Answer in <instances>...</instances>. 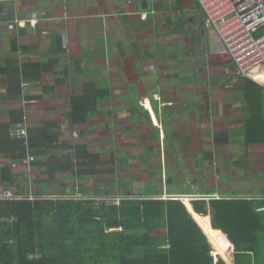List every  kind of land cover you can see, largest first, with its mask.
Wrapping results in <instances>:
<instances>
[{
    "label": "trees",
    "instance_id": "trees-1",
    "mask_svg": "<svg viewBox=\"0 0 264 264\" xmlns=\"http://www.w3.org/2000/svg\"><path fill=\"white\" fill-rule=\"evenodd\" d=\"M147 9L146 12H152L151 7ZM11 45L17 52L18 42L14 40ZM64 53L53 39V59L49 62H24L17 68L0 70V75L6 78L8 99L23 97L24 83L42 82L46 75L54 73L55 58ZM258 80L264 81V75ZM240 88L244 142L264 145V88L249 79H243ZM54 91L53 87L44 88L45 93ZM111 94L110 87L102 82L85 83L82 93L70 97V129L89 125L101 114V105ZM152 99L157 112V100ZM157 115L159 119L160 114ZM159 121L168 137L165 120ZM23 129L27 133L20 136ZM60 131L56 120L46 121L43 126H27L22 108L10 111L8 121L0 123V156L21 165L33 157L30 169L41 168L50 184H54L58 174L68 173L74 179L73 192L80 188L83 197L89 198H66L69 189L66 185L56 198L45 190L36 196L47 199H18L21 192L16 175L10 168H3V187L15 189L16 197L0 199V264H227L220 256L216 261L213 255L208 239L210 223L203 224L209 214L212 227L223 231L234 246L233 264H264V212H261L264 200L238 196L195 200L192 202L197 213H193L195 220L184 200L178 197V189L187 196L197 193L176 184L171 174H167L166 189L162 187L156 192L154 186H148L143 192L129 190L119 203H108L103 199L108 194L105 189L100 187L91 193L93 187L81 185L95 181L105 172L117 174L128 166L130 156L111 152L110 163L114 168L104 170L101 153L91 152L87 143L62 142ZM228 141L223 134L215 137L217 145ZM150 153L154 150L150 149Z\"/></svg>",
    "mask_w": 264,
    "mask_h": 264
},
{
    "label": "rangeland",
    "instance_id": "rangeland-1",
    "mask_svg": "<svg viewBox=\"0 0 264 264\" xmlns=\"http://www.w3.org/2000/svg\"><path fill=\"white\" fill-rule=\"evenodd\" d=\"M60 4L66 8L67 3L61 2ZM97 8L98 11L92 10L93 15L103 17L100 6H97ZM111 10L113 9L111 8ZM131 16H136L132 18L134 20H141L140 15ZM112 21L119 37H122V31L120 33L117 20L114 21L112 18ZM105 23L106 25L99 30L101 32L96 33V29L84 21L80 26L79 35L69 32V36H74L75 40L68 38V48H72L73 45L76 46L78 43L80 44L79 47L87 46L88 40L93 39L94 36H97V38L99 36L103 37L107 41L113 40L115 38L113 30L108 20ZM263 34L264 27L254 36L259 37ZM0 40L2 41V39ZM79 47L74 49V51H68L69 57L75 56V53L77 54V51L81 49ZM219 52L221 55L217 59V66H213V61H210L209 65L205 61H201V66L199 67L201 75L198 76L199 84L197 83V85L185 91H178L180 93L176 95L177 97L172 96L171 101L170 96L166 97L164 92L162 93L163 97L160 96L161 100L164 101L165 99L164 102H198L202 107L199 115L205 122L201 123V127L199 124L193 123V117H188L189 114L187 113L188 119L183 116L185 117V122H179L169 128L168 137L166 133L165 135L162 134L159 122L151 106L152 100L151 102H145L147 99L144 100L142 98L144 96L146 98L151 97L154 92L146 91L145 89L143 91L131 90L127 81L124 80L123 74L117 71L118 66H114L115 61L113 62V60L107 58L100 59L97 62L93 75H88L86 73L87 69L82 73L75 71V74L70 76L75 78L73 82L70 80V88L63 85V87L56 89L53 93L41 92L43 96L36 102L27 105L23 104V106L20 103H16V105L14 104L15 106H11L18 109L29 107L27 110L28 115L25 114V117H27L25 122L29 127L43 126L46 121L57 120L59 125L61 124V141H69L72 144L87 143L91 152H100L103 155L105 165L102 168L104 170L111 171L114 168L113 164L110 163L111 152L114 151L118 155H129L130 159L127 164L129 166L121 169L117 173L118 175L105 172L94 178L96 179L95 181L91 183L83 182L81 185V187H93L91 193L92 191L95 193V189L101 187L108 192L106 196L115 202L126 197L129 194V190H133L136 193L143 192L148 179L155 181L158 189L162 187L166 189L164 179L161 183L158 176L159 173L161 174L159 169L163 166V162L165 165L164 172L171 174L174 182L183 188L193 189L195 192L205 189L227 191L230 188V190L240 194L247 196L258 195L261 197V189L264 190V145H246L244 142L242 133L243 108L240 106L241 104L228 103L236 102L235 100L238 98H241L242 102L240 88L242 78L237 75L229 56L222 54L220 50ZM29 54L30 59L36 58L34 53ZM17 58L20 57L17 55ZM22 59H26V56L24 55ZM124 62L123 66L125 67L131 63V60L127 58ZM222 63H227L228 65V77L226 76V78L219 72L220 66L225 67V65L222 66ZM231 79H233V82ZM89 81L107 82L112 92L111 97L101 105L103 111L100 116L94 118L89 125L77 127L76 130L72 131L69 125L67 128L65 127V121L68 120L67 117L70 111V97L82 93L84 84ZM144 86L143 84L142 87ZM168 91L173 92L171 90ZM152 98L155 99V97ZM136 101L141 102L151 115V118L153 117L152 114H154L156 123H153L154 119H152V122L147 117H136L134 113L120 114V112H125L129 108H132V110L136 109ZM5 115H7L5 111L0 113L1 120H7ZM195 125L200 126L199 128L201 129H196ZM229 132L231 133V145L222 144L217 146L213 140L214 135L227 134ZM165 137L166 139H164ZM167 139L173 147L172 156H169L170 154L166 149ZM150 149L154 150L153 154H148ZM156 152L162 153L161 159L156 155ZM5 167L10 168L13 174L16 175L14 176L20 186L21 196H27L30 193L37 194L45 192V190H50L53 195L61 196L63 186L68 185L69 189L68 186L67 189L71 193H73L75 188L74 179L68 173L58 174L54 184H50L48 176L41 172V168H24L23 165L0 156V195H15L16 193L15 189L9 190L3 187L1 172ZM178 169H180V174L177 173ZM131 177L136 180L132 182ZM194 183H198V186H200L195 185V187ZM231 183L233 187L230 186ZM230 258L232 261V253Z\"/></svg>",
    "mask_w": 264,
    "mask_h": 264
},
{
    "label": "crops",
    "instance_id": "crops-1",
    "mask_svg": "<svg viewBox=\"0 0 264 264\" xmlns=\"http://www.w3.org/2000/svg\"><path fill=\"white\" fill-rule=\"evenodd\" d=\"M61 2L67 3L66 8L60 4ZM97 6H100L103 17L93 15L92 10L95 9V11H98ZM147 6L151 7L152 10L155 11L154 15L150 13L148 17L149 19L147 20L132 19L136 16L132 17L131 15H141V13L148 10ZM111 8L113 10H111ZM34 13H38L42 20L38 23L34 30L31 29L33 32L32 36L22 39L23 45L21 46L18 42L20 34L17 39L15 37L16 32L14 33L10 30L9 24L15 19H29ZM102 18L105 21L108 20L115 38L107 41V39L104 40L103 37L99 36V38H97V36H94V38L91 39L92 41L88 40L89 43L87 46H80L81 49L77 51V54L75 53V56L69 57L68 51H74V49L80 45L78 43V45L76 44V46L73 45L72 48H68V38L75 40V37H70L69 34L76 33V35H79L81 30L80 26L84 21L85 23L90 24L89 26L96 29V33H99L101 32L99 31L100 28L104 27L107 23H105ZM112 18L114 21L117 20L120 33L122 31V37H119ZM91 30L94 32L92 28ZM94 35L96 34L94 33ZM0 39H2L0 47V70L17 68L24 62H49L50 59H53V53L51 54L53 39H56L65 50L64 55L56 56L55 58L57 60V64L54 62L56 65L54 73L46 75L42 82H28V86L24 89L25 94L17 100L10 101L8 99L6 95V85L4 83L6 78L0 75V113L5 111L7 114L5 115L7 120H1L0 118V123L8 121V114L10 110L18 109L17 107H12L15 106L16 103H20L21 106H23V104L27 105L38 101L39 99L37 96H43L41 92H44V88L47 86L53 87L55 90L63 87V85L70 88L71 81H75V78L70 76L75 74V71L82 73L87 69L86 73L88 75H93L97 62L100 59L107 58L109 60H113V62L115 61L114 66H118L117 71L123 74L124 80L127 81L131 90L136 89L137 91H143V89H145L146 91L149 90L154 92L152 97H155V100H157L156 108H158V111H155L153 104L151 106L153 107V111L159 122L162 134L164 135L165 127L159 119L165 120L164 122H166L168 129V136L169 128H172L173 125L178 124L179 122H185V117L188 119L187 113L189 114L188 117H193V123H197L202 127L201 123L204 121L199 115L200 108L202 107L198 104V102H164L165 99L164 101L161 100L160 96L163 97L162 93L164 92L166 97L170 96L171 101L172 96L177 97L176 95H178L181 91H185L190 87L197 85L198 76L201 75L199 70L201 61H205L208 65L210 61H213V66H217V59L221 55L218 50V43L215 35L206 28L203 22V14L197 0H88V2L87 0L17 1L11 5L9 14L0 19ZM14 40H16L19 45L17 51L18 53L12 49L11 44ZM29 53H34L36 58L30 59ZM18 54H21L20 58H17ZM24 55L26 56V59H22ZM127 58L131 60V63L124 67L123 63H125L124 61ZM216 61L217 63H215ZM232 64L235 68L233 62ZM224 65L225 67L220 66L219 72L224 76V78H226L228 65L227 63H222V66ZM121 66L123 67L121 68ZM235 71L237 75L242 78L236 68ZM231 80L233 82V79ZM99 82L101 83L102 81ZM102 83L109 86L107 82L103 81ZM143 84L145 85L144 87H142ZM168 90H171L174 93ZM29 97L34 98L30 99ZM142 98L144 100L147 99L145 102H151V100H153L151 97L146 98L144 96ZM235 101L236 102L228 103L238 105L241 104L240 106L242 107L241 98H238ZM135 108L136 109L133 110L132 108H129L128 110H125V112H120V114L134 113L136 117H147L151 119L152 122V119H154L153 123H156L154 114H152L153 117L151 118V115L144 108L141 102H135ZM28 109L29 107L24 108L26 115H28ZM102 111L103 110L101 109L100 113H102ZM157 113L160 114L159 119ZM26 118L27 117H25V119ZM65 122V127L67 128L69 125L68 120ZM200 126H196V129ZM200 129L201 128H199V130ZM217 135L220 137L222 134L214 135V142ZM223 135L229 139L228 142L223 144L231 145V133L229 132ZM164 139H166V137ZM165 145L167 152L170 154L169 156H172V145H170L169 142L167 144V140ZM156 155L159 159L162 158V153L156 152ZM164 166L163 162V166L159 169L161 170L162 175L160 173L158 174L161 183L163 182V179L165 182L166 175L169 174L164 172ZM179 170L180 169L177 171L180 174ZM131 179L132 182L136 180L133 177H131ZM195 185L198 186V183H194V186ZM145 186H154L156 188V192L161 189H158V185L155 181L149 179L147 180ZM230 186L233 187L232 183ZM210 191H214V194H208ZM196 193V195L189 196V198L186 195V192H184L180 187L178 189V197L184 200L186 206L189 204L191 205L188 206V208L191 211L193 210V213L196 212L194 211L192 202L198 200V198H205L209 201L215 196H218L219 198L222 196H238L240 198L251 197L259 198L261 201L264 200V190L262 189L261 197L258 195L247 196L240 194L236 191L230 190V188H228L227 191L222 189H205ZM261 212H264V207L261 208ZM211 217L212 215L209 214L204 218L205 220L203 222L204 225H208L210 223V238L208 236L207 237L209 241H212L210 242L216 250L215 254L217 256H222L229 264H233V260L231 261L230 256L231 250L234 246L228 240L227 235L224 234L223 231L215 230L212 227ZM214 242L216 244H214ZM232 254H234V251Z\"/></svg>",
    "mask_w": 264,
    "mask_h": 264
},
{
    "label": "built area",
    "instance_id": "built-area-1",
    "mask_svg": "<svg viewBox=\"0 0 264 264\" xmlns=\"http://www.w3.org/2000/svg\"><path fill=\"white\" fill-rule=\"evenodd\" d=\"M17 1H39V0H0V19L9 14L11 5ZM203 14V22L208 30L215 35L218 49L228 55L235 65L237 72L243 79L252 80L264 87V81L258 80L260 75H264V34L255 37L260 29L264 27V0H197ZM149 12L141 13V20H147ZM152 15L155 11L152 10ZM42 19L38 13L31 15L29 19H15L9 24L10 30L16 32V38L19 36V45L23 38H29L33 35L31 29H35ZM1 47V40H0ZM28 86L23 84V88ZM26 130L19 131L20 136L26 135ZM77 135V134H75ZM35 159L29 157L23 161V166L30 169ZM77 192H67L66 198L76 200H87L83 197L80 188ZM16 195H0V199L15 198ZM36 196V193H30L27 196L18 195V199L28 198L31 200L42 199L46 196ZM53 195L52 198H56ZM219 198L218 196H215ZM47 199V197H46ZM108 203H111L109 197H104ZM199 199V198H198ZM121 199H118L119 203Z\"/></svg>",
    "mask_w": 264,
    "mask_h": 264
},
{
    "label": "water",
    "instance_id": "water-1",
    "mask_svg": "<svg viewBox=\"0 0 264 264\" xmlns=\"http://www.w3.org/2000/svg\"><path fill=\"white\" fill-rule=\"evenodd\" d=\"M180 198V197H179ZM181 199V198H180ZM182 200V199H181ZM183 201V200H182ZM193 201V200H192ZM188 208V206H187ZM189 212L191 213V215L193 216V218L195 219L193 212L188 208ZM195 211V210H194ZM196 212V211H195ZM196 220V219H195ZM198 223V222H197ZM199 224V223H198ZM200 226V225H199ZM201 227V226H200ZM225 234V233H224ZM212 245V244H211ZM233 247V246H232ZM213 249V255L215 256L216 250L214 249V247L212 246ZM234 251V248H232L231 253ZM220 256V255H218ZM222 258V256H220ZM227 264H229L224 258H222ZM216 261H218V257H216Z\"/></svg>",
    "mask_w": 264,
    "mask_h": 264
},
{
    "label": "bare ground",
    "instance_id": "bare-ground-1",
    "mask_svg": "<svg viewBox=\"0 0 264 264\" xmlns=\"http://www.w3.org/2000/svg\"><path fill=\"white\" fill-rule=\"evenodd\" d=\"M187 201H188V200H187ZM187 201H186V202H187ZM188 202H189V201H188ZM189 203H190V202H189ZM215 256L217 257V255H216V254H215Z\"/></svg>",
    "mask_w": 264,
    "mask_h": 264
},
{
    "label": "clouds",
    "instance_id": "clouds-1",
    "mask_svg": "<svg viewBox=\"0 0 264 264\" xmlns=\"http://www.w3.org/2000/svg\"><path fill=\"white\" fill-rule=\"evenodd\" d=\"M18 53V52H17ZM19 55V57L21 56V54H18ZM25 89V88H24Z\"/></svg>",
    "mask_w": 264,
    "mask_h": 264
}]
</instances>
